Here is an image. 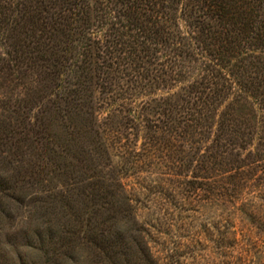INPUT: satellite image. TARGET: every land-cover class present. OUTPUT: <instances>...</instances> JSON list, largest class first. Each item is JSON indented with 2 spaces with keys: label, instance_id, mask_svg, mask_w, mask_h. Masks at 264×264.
<instances>
[{
  "label": "rangeland",
  "instance_id": "1",
  "mask_svg": "<svg viewBox=\"0 0 264 264\" xmlns=\"http://www.w3.org/2000/svg\"><path fill=\"white\" fill-rule=\"evenodd\" d=\"M15 42L0 33V264H264V171L234 184L222 170L211 177L203 160L213 136L178 131V97L193 74L110 68L98 51L88 98L78 99L55 86L74 79L48 80L31 47L7 61ZM236 115L250 131L236 149L248 170L264 162L263 114L245 103ZM95 236L109 259H93Z\"/></svg>",
  "mask_w": 264,
  "mask_h": 264
},
{
  "label": "trees",
  "instance_id": "2",
  "mask_svg": "<svg viewBox=\"0 0 264 264\" xmlns=\"http://www.w3.org/2000/svg\"><path fill=\"white\" fill-rule=\"evenodd\" d=\"M179 19L191 33L185 36L174 29ZM107 24L112 28L108 32L101 28ZM20 28L19 34L34 39L33 47L19 39L15 31ZM1 32L16 40L11 51L4 52L7 61L15 66L31 47L48 80L62 75L74 79L55 86L78 99L88 98L98 51L108 57L110 68L131 63L134 72L142 69L149 76L157 64L163 74H193L186 93L178 97L183 105L177 128L198 139L213 136L203 160L207 174L222 170L216 176L234 184L247 178L246 173L255 171V179L264 171L260 161L243 170L236 150L250 134L237 109L251 103L264 120V0H0ZM100 39L103 46H98ZM224 101L217 114L218 103ZM80 106L91 108L89 102ZM116 195L117 212L127 221L128 199L119 190ZM97 238L90 239L93 259L102 254L109 259L107 245Z\"/></svg>",
  "mask_w": 264,
  "mask_h": 264
}]
</instances>
